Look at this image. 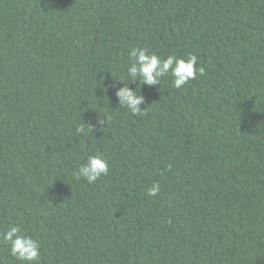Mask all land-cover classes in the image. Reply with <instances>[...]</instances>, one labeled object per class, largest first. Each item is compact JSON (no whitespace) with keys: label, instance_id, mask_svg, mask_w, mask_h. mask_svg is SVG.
<instances>
[{"label":"trees","instance_id":"16d2710c","mask_svg":"<svg viewBox=\"0 0 264 264\" xmlns=\"http://www.w3.org/2000/svg\"><path fill=\"white\" fill-rule=\"evenodd\" d=\"M134 47L195 54L204 75L132 83L133 114L116 93ZM98 154L109 175L76 179ZM10 226L40 264H264V0H0ZM9 249L0 264H21Z\"/></svg>","mask_w":264,"mask_h":264},{"label":"clouds","instance_id":"9594fccd","mask_svg":"<svg viewBox=\"0 0 264 264\" xmlns=\"http://www.w3.org/2000/svg\"><path fill=\"white\" fill-rule=\"evenodd\" d=\"M128 56L127 76L132 82L125 84L124 79H119L123 83V87L117 90L116 95L119 106L127 108L133 114L142 112L140 106L145 103V98L140 92H137V88L130 87L132 83L139 81L143 85L155 86L161 84L162 78L170 74L174 78L173 86L179 89L190 80L195 79L197 75H204L203 68L197 67V56L195 54L190 53L187 59L178 58L174 54L164 59L155 53L149 54L147 49L134 47L130 50ZM110 120L111 117H108L106 123ZM91 131H93V126L89 123L80 124L76 128L77 136L83 134L87 137ZM109 173V161L98 154L89 156L84 163L80 164L74 176L76 179H83L92 184L102 176L109 175ZM160 191V183L154 182L147 189V195L155 197ZM0 240L10 244V255L21 264H40V242L33 239L31 235L22 232L19 226H10L7 231L0 232Z\"/></svg>","mask_w":264,"mask_h":264}]
</instances>
